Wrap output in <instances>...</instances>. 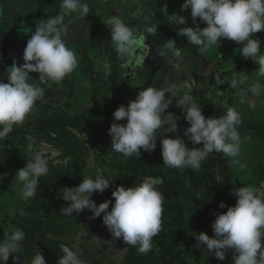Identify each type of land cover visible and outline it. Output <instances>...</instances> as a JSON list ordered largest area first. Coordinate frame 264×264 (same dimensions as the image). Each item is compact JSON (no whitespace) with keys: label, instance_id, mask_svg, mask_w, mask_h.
Returning <instances> with one entry per match:
<instances>
[{"label":"rangeland","instance_id":"rangeland-1","mask_svg":"<svg viewBox=\"0 0 264 264\" xmlns=\"http://www.w3.org/2000/svg\"><path fill=\"white\" fill-rule=\"evenodd\" d=\"M87 3L91 11L82 18L78 13H62L59 0H0V80L3 82H7L6 73L14 60L17 66L24 63L23 52L28 39L31 38L30 30L34 32L40 20L63 16V22L68 25L66 40L77 55L78 68L63 81H48L41 85L44 88V97L36 102L23 125L57 115L85 140L89 148L88 164L77 186L83 177L95 178L98 170L103 174L110 173L107 163L115 158L117 153L111 151V136L108 130L113 122L127 123L126 119L114 121L113 113L120 105L126 107L130 101L136 99L142 88L148 86L160 88L171 84L183 86L176 97H173V103L165 110V115L172 112L178 117L176 133L167 134L172 138L180 136V132L190 126L184 119L181 108L175 103L184 92L194 96L206 118L223 116L228 107H233L240 113L243 121L264 126V87L258 96L249 91L257 83L264 86V77L258 75V64L242 57L240 53L242 45L227 40L222 53L217 44L208 50L207 57L190 58L189 74L182 77L183 83H178L172 74L167 73L172 63L170 59L172 53L168 52L163 44L168 40H174L180 53L185 51V47L189 48L190 44L185 37L177 34L178 29L184 26L195 27L190 10L181 11L184 0H87ZM173 13L184 16L186 25L171 22L169 15ZM113 15H118L137 33H145L149 26L157 27V32L146 33L131 55L120 56L115 50L114 42L111 41L109 20ZM197 22L201 28L206 26L198 20ZM252 38L261 41L260 50L264 53V31L253 34ZM112 56L113 63L110 62ZM106 61L110 64L109 70L104 68ZM114 66L117 67L115 77ZM163 69L165 71L160 73ZM245 74L248 78L243 84L237 88L230 86L232 79L243 77ZM31 75V82L40 86V83H35L38 74ZM116 87L120 88L118 94L115 91ZM96 99L101 100L110 118L103 134L97 139H91L99 115ZM76 119H85L88 122L89 135L80 133L74 127ZM240 135L242 146L239 160L246 165L244 172L239 165L232 162V158L222 153L214 152L202 162L198 173L210 177L219 186L218 190L213 189L211 196L207 195L204 198L209 204L205 211L196 209L195 212L194 205L191 207L190 193L179 190L181 204L186 205L182 212L181 206L175 203L172 191H163L160 233L171 236L173 242L177 244L179 259L186 264H209L212 261L213 257L206 249L203 251L196 247L198 242L192 233L204 232L210 237L214 236L212 224L216 214L226 212L227 207H230L226 205L225 208H221V212L214 211L213 207L219 206L222 202L225 204V200L220 201V197L223 196L225 199L234 187L256 185L252 170L258 164H264V143L251 140L245 134ZM29 137L31 136L25 139L13 138L9 146L20 154L32 155L34 151L39 150L46 157L55 151L56 154L48 160V165L51 162L54 167L67 164V160L61 158L60 150L34 137L29 140ZM185 141L188 147L201 146L192 145L187 138ZM156 143L157 146L160 145L159 138ZM29 144L33 145L32 151L29 150ZM156 167L163 172L171 170L175 176L184 174L188 169L192 170L172 169L161 163ZM21 187L15 176L0 172V241H4L16 227L19 217L25 214V208L31 200L20 198ZM220 193L223 195L219 196ZM91 198L97 205L104 202L101 193H94ZM91 216L92 213L86 209L83 220L75 225L69 234L59 236L50 234L46 241L39 244L35 242L29 249L34 256L29 255L20 245L16 253L10 255L7 264H32V260L40 252L44 257H48V262L57 264L58 258L63 255L60 250L62 244L77 251L85 264H121L131 246L122 238H113L102 223L103 214L96 219H91ZM89 256L94 258L90 259ZM227 264H233L232 258Z\"/></svg>","mask_w":264,"mask_h":264},{"label":"clouds","instance_id":"clouds-1","mask_svg":"<svg viewBox=\"0 0 264 264\" xmlns=\"http://www.w3.org/2000/svg\"><path fill=\"white\" fill-rule=\"evenodd\" d=\"M59 7L62 13H78L82 18L91 11L87 0H59ZM187 10H190L195 27H180L177 34L185 37L188 44L198 46L201 53H206L223 39L234 41L242 45V57L258 64V75L264 77L261 41L252 38L253 34L264 31V0H184L181 11ZM169 20L177 25L187 23L184 16L175 13L169 15ZM197 20L206 26L201 28ZM67 28L63 16L40 20L24 49V63L17 66L14 60L6 73L7 82L0 80V140L5 139L15 127L22 126L36 102L44 97V88L31 82L32 73L38 74L43 84L63 81L78 68L77 55L66 40ZM109 28L111 41L120 56L131 55L146 33L157 32V27L149 26L145 33H137L118 15L111 17ZM163 47L174 57L180 56L174 40L166 41ZM104 68L110 69L107 61ZM247 78L246 74L234 78L230 86L237 88ZM182 87L176 84L163 88L148 86L142 88L126 107L120 105L113 113L114 121L126 119L127 123L111 124L108 130L111 151L124 158L140 157L141 150L153 152L159 138L165 167L191 168L199 172L202 162L215 152L232 158V162L244 170L246 165L239 160L242 139L238 126L242 118L233 107H228L223 116L206 118L194 96L184 92L175 102L190 125L183 129L184 137L192 145L201 146L188 147L181 136L172 138L167 135L176 133L178 117L172 112L165 115V110ZM262 87L257 83L249 91L258 96ZM29 150H33L32 144H29ZM55 154L53 151L46 157L36 150L31 160L16 172L15 179L22 186L21 199L35 198L40 177L48 174V160ZM111 183L98 170L95 178L83 177L78 186L62 188L61 196L68 202L63 209L64 215L71 216L74 212L79 215L85 209L92 213L91 219L100 218L103 214L102 223L114 239L122 238L128 246L147 254L153 249V238L162 230L164 197L157 186L163 183V179L148 176L135 187L116 186L112 191L114 203L106 200L97 205L91 197L94 193H103ZM231 194L237 197V202L235 206L227 207L226 212L216 214L212 224L214 236L204 232L192 233L198 242L196 247L203 251L206 249L220 261L225 260L227 251L231 249L233 264H264V183L259 187H234ZM219 207L225 208L226 205L222 202ZM24 239L25 233L14 228L4 241H0V264H7L10 255L16 253ZM60 250L63 255L57 264H85L79 253L69 246L62 244ZM32 264H47V261L40 252Z\"/></svg>","mask_w":264,"mask_h":264},{"label":"trees","instance_id":"trees-1","mask_svg":"<svg viewBox=\"0 0 264 264\" xmlns=\"http://www.w3.org/2000/svg\"><path fill=\"white\" fill-rule=\"evenodd\" d=\"M227 40L223 39L219 44L221 53L225 48ZM207 54L208 51L201 53L198 46L195 45H190L189 48L185 47V51L181 52L179 57H174L171 54L170 59H172V63H170L167 73L172 74L178 83H183L182 77L189 74L188 65L190 68V58L203 59L207 57ZM110 62H114L113 56ZM116 69L117 67L114 66V77L117 74L115 72ZM163 71L165 70H161L160 73ZM38 80L39 78H35V83H40V86L43 85ZM115 91L118 94L120 88L116 87ZM96 103L99 107V115L98 121L95 124V132L91 133V139H97L103 134L110 118L101 100L96 99ZM74 127L80 133L90 134L89 124L85 119H76ZM238 131L250 137L251 140L264 143V126L260 124L242 120V123L238 126ZM27 136L37 138L52 145L60 150L61 158L67 160V164L64 166L54 167L52 162L49 164V173L40 177L35 198L30 200L25 208V214L20 216L17 221L15 228L25 233V239L20 242V245L27 250L29 255L34 256L35 254L30 252L29 249L33 247L35 242L39 244L46 241L50 234L55 236L69 234L74 230L75 225L83 220L86 209L79 215L75 212L71 216L64 215L63 209L68 206V202L63 200L61 189L77 186L78 180L88 164L89 148L85 140L75 133L59 116L54 115L50 118H40L31 124L15 127L5 139L0 140V172L15 176L16 172L31 160L32 155L20 154L9 146L13 138L20 139L22 137L25 139ZM180 136L186 140L183 130L180 132ZM159 163L163 164L160 145L156 146L155 150L151 153L141 150L140 157L133 155L124 158L121 154L117 153L115 158L107 163L110 173H104V176L112 183L108 189L101 193L103 201L112 200L114 203L112 191L115 190L116 186L123 185L125 188L135 187L145 177L151 176L163 179V183L157 186L158 191L162 193L166 190L172 191L175 203L181 206L182 212L186 205L181 204L179 190L190 193L191 207L194 205L195 212L196 209L205 211L209 204L204 200V197L207 195L211 196L213 189L218 190V184L210 177L207 178L205 175L189 169L182 175L176 174L177 176L172 175L171 170L163 172L160 168L156 167ZM252 174L255 177V187H259L264 179V164L260 163L253 167ZM218 195L222 196L223 193ZM222 197H220V201L225 200V205L235 206L237 202L236 196L230 194L225 199ZM213 209L216 212H221L219 206L213 207ZM173 241L171 236L168 237L161 232L153 238L152 251L147 254H141L135 247L131 246L121 264H186L182 259H179L176 249L177 244ZM211 255L213 259L209 264H227L234 253L229 249L223 261L216 259L213 254ZM89 258H94V256H89ZM45 259L47 264H54L48 262V257H45Z\"/></svg>","mask_w":264,"mask_h":264},{"label":"water","instance_id":"water-1","mask_svg":"<svg viewBox=\"0 0 264 264\" xmlns=\"http://www.w3.org/2000/svg\"><path fill=\"white\" fill-rule=\"evenodd\" d=\"M30 33H32V31L30 30Z\"/></svg>","mask_w":264,"mask_h":264}]
</instances>
